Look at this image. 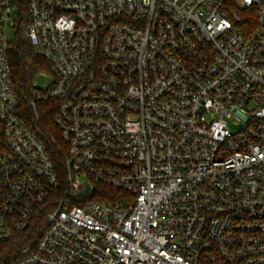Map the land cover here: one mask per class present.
Here are the masks:
<instances>
[{
	"label": "built area",
	"instance_id": "obj_1",
	"mask_svg": "<svg viewBox=\"0 0 264 264\" xmlns=\"http://www.w3.org/2000/svg\"><path fill=\"white\" fill-rule=\"evenodd\" d=\"M27 1L62 165L0 0V243L38 238L10 264H264V0Z\"/></svg>",
	"mask_w": 264,
	"mask_h": 264
},
{
	"label": "trees",
	"instance_id": "obj_2",
	"mask_svg": "<svg viewBox=\"0 0 264 264\" xmlns=\"http://www.w3.org/2000/svg\"><path fill=\"white\" fill-rule=\"evenodd\" d=\"M17 11L20 16V28L16 33V38L12 42L10 52V63L16 90L22 100V108L29 121L38 128L41 138L51 149L52 153L62 165V155L58 150L60 138L53 123L56 109L53 104H38L36 108L28 106L31 99V91L35 78L41 72H47L48 66L41 56H39L24 36V25L28 22V1L15 0ZM245 16V13H241ZM61 172H63L61 170ZM100 194L92 197L93 201L113 202L119 200L118 190L109 187H98ZM105 192L104 194H101ZM37 236L35 231L23 232L16 237L0 243V264H10L18 251L27 245L34 244ZM33 240V241H32Z\"/></svg>",
	"mask_w": 264,
	"mask_h": 264
},
{
	"label": "rangeland",
	"instance_id": "obj_3",
	"mask_svg": "<svg viewBox=\"0 0 264 264\" xmlns=\"http://www.w3.org/2000/svg\"><path fill=\"white\" fill-rule=\"evenodd\" d=\"M14 15H15V17H17L18 16V12L15 11ZM4 30H5L6 35H7V37L9 39L15 40L16 35H15V32H14V30H13L12 27H10L9 25H7L4 28ZM51 79H52V76L49 73H47V72H41L35 78L34 83L39 88H45V86L50 83ZM232 129H234V128H232Z\"/></svg>",
	"mask_w": 264,
	"mask_h": 264
}]
</instances>
